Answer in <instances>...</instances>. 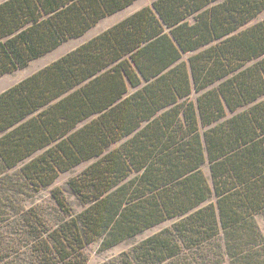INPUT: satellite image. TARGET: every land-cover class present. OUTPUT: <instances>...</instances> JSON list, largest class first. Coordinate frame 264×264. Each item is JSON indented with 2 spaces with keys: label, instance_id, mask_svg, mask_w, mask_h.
<instances>
[{
  "label": "trees",
  "instance_id": "1",
  "mask_svg": "<svg viewBox=\"0 0 264 264\" xmlns=\"http://www.w3.org/2000/svg\"><path fill=\"white\" fill-rule=\"evenodd\" d=\"M135 1H1L0 75ZM263 11L154 0L2 91L0 264H89L173 218L102 264H264ZM83 162L80 211L34 202Z\"/></svg>",
  "mask_w": 264,
  "mask_h": 264
},
{
  "label": "rangeland",
  "instance_id": "2",
  "mask_svg": "<svg viewBox=\"0 0 264 264\" xmlns=\"http://www.w3.org/2000/svg\"><path fill=\"white\" fill-rule=\"evenodd\" d=\"M3 0H0V2ZM154 0H136L130 6L116 12L115 14L108 15L101 19L94 27L88 30L84 35L79 37L71 38L65 42H63L60 46L55 48L54 50L33 59L27 66L23 68H19L13 72H9L3 75H0V93L7 89L8 87L16 84L17 82L21 81L22 79L26 78L27 76L33 74L40 68L44 67L45 65L53 62L63 54L67 53L68 51L76 48L83 42L87 41L91 37L95 36L99 32L103 31L106 27L112 25L113 23L117 22L119 19L124 18L134 11L140 9L143 6L152 4ZM264 18V11L260 13L256 20H260ZM90 162H83L72 169L62 172L48 187L41 189L37 196L35 197L34 202L40 204H49L52 205L54 202L52 201V191L55 187H62L68 199L72 202L75 211H80L83 207L79 203L76 195L71 191V189L67 186V182L73 176L79 174L84 168L88 166ZM30 204V203H29ZM48 210L51 211L52 209L48 207ZM54 214V213H53ZM175 219L166 220L146 231L143 233L131 238L129 240H125L109 249L101 250L100 249V241L92 242L87 246V252L89 254V264H102L103 262L114 258L120 253L125 250L130 249L136 243L140 242L144 238L148 237L156 233L157 231L163 229L171 225ZM228 264V263H224Z\"/></svg>",
  "mask_w": 264,
  "mask_h": 264
},
{
  "label": "crops",
  "instance_id": "3",
  "mask_svg": "<svg viewBox=\"0 0 264 264\" xmlns=\"http://www.w3.org/2000/svg\"><path fill=\"white\" fill-rule=\"evenodd\" d=\"M134 12H135V11H134ZM114 14H115V13H114ZM259 15H260V14H259ZM259 15H258V16H259ZM258 16H257V17H258ZM126 17H127V16H126ZM257 17H256L254 20H252L251 23H254V22H256V21H259V20H256ZM124 18H125V17H124ZM122 19H123V18L119 19L118 21H120V20H122ZM263 19H264V18H263ZM260 20H262V19H260ZM118 21H117V22H118ZM117 22H115V23H117ZM115 23H113V24H115ZM113 24H112V25H113ZM112 25H110V26H112ZM110 26H108V27H110ZM108 27H106V28H108ZM106 28H105V29H106ZM105 29H104V30H105Z\"/></svg>",
  "mask_w": 264,
  "mask_h": 264
}]
</instances>
